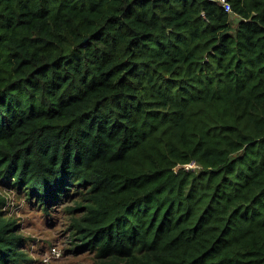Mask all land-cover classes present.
Instances as JSON below:
<instances>
[{"label": "trees", "instance_id": "16d2710c", "mask_svg": "<svg viewBox=\"0 0 264 264\" xmlns=\"http://www.w3.org/2000/svg\"><path fill=\"white\" fill-rule=\"evenodd\" d=\"M227 1L0 0V178L80 195L94 264H264V0Z\"/></svg>", "mask_w": 264, "mask_h": 264}, {"label": "rangeland", "instance_id": "374dc122", "mask_svg": "<svg viewBox=\"0 0 264 264\" xmlns=\"http://www.w3.org/2000/svg\"><path fill=\"white\" fill-rule=\"evenodd\" d=\"M231 17L235 24L239 21L236 14L231 13ZM0 195L5 199L2 206L4 213L16 221L20 233L25 237L24 251L32 261L22 264H94L95 258L90 250L74 252L77 241L74 240L76 236L70 222L74 214L80 213L72 212L71 208L80 195L66 198L62 203L45 209L24 188L20 189L3 178H0ZM53 245L61 255L45 262L43 258Z\"/></svg>", "mask_w": 264, "mask_h": 264}, {"label": "built area", "instance_id": "2783aa9c", "mask_svg": "<svg viewBox=\"0 0 264 264\" xmlns=\"http://www.w3.org/2000/svg\"><path fill=\"white\" fill-rule=\"evenodd\" d=\"M221 2H222V4H223V6H224V8H225L226 11H228V12H231L232 11V7H231L230 3L227 0H221ZM196 165L197 164H196L195 161H191L189 163L184 164V167H186L188 169V168L194 167ZM55 246L56 245H53L52 247H50L49 250H47V252H46V254H45L44 258H43V260L45 262L46 261L48 262L53 257L60 256L61 255L60 250L58 252H56V247ZM50 253H52V254L50 255Z\"/></svg>", "mask_w": 264, "mask_h": 264}, {"label": "clouds", "instance_id": "9594fccd", "mask_svg": "<svg viewBox=\"0 0 264 264\" xmlns=\"http://www.w3.org/2000/svg\"><path fill=\"white\" fill-rule=\"evenodd\" d=\"M229 13H233V10L231 12H229Z\"/></svg>", "mask_w": 264, "mask_h": 264}]
</instances>
